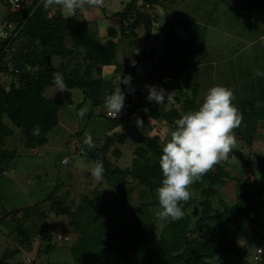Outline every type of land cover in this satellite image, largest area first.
I'll return each instance as SVG.
<instances>
[{"label":"trees","instance_id":"trees-1","mask_svg":"<svg viewBox=\"0 0 264 264\" xmlns=\"http://www.w3.org/2000/svg\"><path fill=\"white\" fill-rule=\"evenodd\" d=\"M161 1L128 0L123 10L117 13L120 27L108 26L105 36L100 37L86 20H79L76 16L66 19L60 8L45 10L42 0H25L24 7L15 12L10 10L5 0H0L4 6L0 17L15 21L21 27L13 42L12 70L6 64L0 65L1 77H12L7 86L0 78V172L7 169L16 155L15 149L2 148L3 139L13 133L11 125L20 129L22 145L34 149L47 142L49 132L58 124L62 98L45 93L47 88L55 86L53 74L57 72L62 74L67 85L63 91L65 102H72V91L78 90L81 95L78 105L87 103L91 106V113L94 107L105 105V97L115 90L118 76L135 75V78L131 76L134 91L129 92L125 85V108L122 112L115 118L107 109L99 113L108 121L109 131L140 112L148 90L146 95L140 94L135 82L155 78L157 89L174 92L171 103L166 101V97L162 105L153 102L140 117L142 127L135 123L145 144L162 154L161 135L150 136L145 132L153 129L159 132L162 125L174 128L181 115L177 106H181L184 112L196 110L203 100L201 90L204 85L198 71H210L214 64L206 61L205 28L193 21H181L188 35L184 40L171 26L177 20L165 11L164 18L172 17V23L165 31L177 48L172 57L177 77L173 85L160 80L157 62L148 54V46L153 25L158 20L152 10ZM232 4L237 18L255 30L258 25L254 16L258 12L264 15V0H237ZM247 26L245 35L249 37L251 32ZM261 31L264 34V29ZM124 41L134 53H130V59L121 65L118 45ZM258 57L262 58V55ZM76 58L79 60L75 61ZM56 59L59 63L53 65ZM175 60L178 63L174 65ZM132 61H135V66ZM249 62L256 66L255 72L250 69L251 64L238 72L232 70L238 67L229 60L233 67L226 70L229 77L222 78V85L234 92V103L243 116L242 126L234 130L236 140H251V131L264 124V66L258 59L255 64L253 60ZM146 64L150 71L146 70ZM106 66L114 70L110 79L102 75ZM226 71L221 70L220 73L223 75ZM258 71L262 75H257ZM216 72L219 76L218 69ZM36 127H39V135L33 134ZM122 141L118 129L92 139L81 152L93 163L102 161L104 178L92 191V197L83 195L75 209L64 210L78 233L77 242L69 248L71 261L68 264H106L112 256L111 264H218L232 256L242 264H248L247 256H243L251 248L260 249L261 254L255 260L257 264H264V156L256 155L258 164L252 171L253 177L224 171L222 162L225 164L226 161L215 165L190 186L191 198L183 203V218L160 220L153 211L159 207L156 194L162 180L159 163H143V147L138 145L133 149L130 166L119 167L111 161L108 153L119 158L121 150L118 144ZM245 165L251 166L247 161ZM227 182L232 185L230 196L219 192ZM105 184L108 190L113 189L118 194L115 199L104 193L102 186ZM134 194L136 198L133 200ZM10 211L0 210V216L16 219L13 230L17 232L19 245L12 251L4 250L0 256L2 261L18 253L20 245H30L36 237L43 238L42 228L32 229L24 225L26 209H17L15 215ZM19 212L21 215H17ZM236 238L243 240V249L236 245ZM54 246L48 245L45 250ZM183 247L182 253L175 254Z\"/></svg>","mask_w":264,"mask_h":264},{"label":"rangeland","instance_id":"rangeland-1","mask_svg":"<svg viewBox=\"0 0 264 264\" xmlns=\"http://www.w3.org/2000/svg\"><path fill=\"white\" fill-rule=\"evenodd\" d=\"M127 2L128 0H104V4L100 10L101 13L98 9L96 13L94 7L88 6L80 8L79 11L82 13L81 16L97 20L100 24L99 33L104 35L108 26L120 27L118 25V21H120L118 16L115 15L110 19L114 15L112 10L114 8L118 12L122 11ZM235 2L237 0H162L161 4L163 5L159 2L154 6L152 13L158 16V20L153 25L148 54L153 57L154 62H157V75H159L163 83L166 82L169 85H173L177 77L176 71L172 66V57L176 53L177 48L173 45L171 38L168 37L165 31L166 27H169L170 23H172V17L166 16L164 18L163 14L165 11L172 14L173 18L177 20L171 26L175 33L184 40L187 39L188 35L183 29L181 21H193L205 28L204 37L208 48L206 61L213 63L214 67L210 71H198V76L204 84L201 90L203 97L211 87L222 85V78L224 76L229 77L228 71L233 67L229 65V60H232L236 67H238L232 69L237 72L245 69L243 66L249 64L252 65L250 69L255 72L256 66L249 62V60H253L255 64L258 59L261 62L260 64L264 66V53H261V50L264 49V34L261 31L264 29V15L260 12L255 14L254 17L258 26L253 30L252 26H247L248 23L237 18L232 4ZM3 9L4 6L0 2V12ZM62 11L66 16V11ZM76 15L80 16L78 12ZM98 16L101 18H98ZM102 18H104V21L100 20ZM79 19L81 20V18ZM245 26L251 32L249 37L245 35L247 33ZM118 48L121 50L118 59L122 65L130 59L131 54L134 52L128 48L126 41L121 42ZM255 54L256 57L254 56ZM257 54L258 56L262 55V58H259ZM77 60L79 58H76L75 61ZM177 60H175L174 65L178 63ZM58 63L59 59L53 60V65H57ZM144 66H146L147 71L151 70L149 65L146 64ZM216 69L219 70V76ZM227 69L228 71H226ZM221 70H225L227 74L224 72L222 75L220 73ZM113 71V67H104L102 75L105 79H110L113 77ZM132 75L130 74V76ZM119 77L123 78L124 76L121 74L118 76V79ZM0 78L6 86L12 79L11 76L1 77V75ZM132 81L134 80H131V86L134 83ZM156 83L155 78L154 80L148 78L142 82H135V86L139 89L140 94L146 95V91L148 90L146 86H155ZM120 87L125 93V85L121 83ZM45 93L48 96L58 95L62 98V105L58 112L61 127H65L67 130L73 132L83 130L87 125L89 117L106 110L105 105L101 104L99 107H94V111L92 110L93 113H91V106H88L87 103L78 105L81 99L80 91L78 90L72 91L73 100L69 103L65 102L63 92L57 91L56 86L47 88ZM133 100H136V98H133ZM152 105L153 102H149L146 98L139 110L140 112L131 116L129 114L128 121H125L119 127L120 137L123 140L118 144L121 156L115 158L110 152L108 153L111 161L119 167L125 168L130 166L133 149L138 145H142L143 147L141 153V161L143 163L148 165L159 163L161 155L156 150L151 149L149 144H145V140L142 139L143 136L140 135L138 128L135 126L136 118L144 115ZM177 107L180 114L185 113L181 110V106ZM6 122L9 123L7 119ZM11 129L13 133L10 137L3 139L4 145L2 148L8 150L15 149L16 155L13 161L8 164L7 169L0 172V210H11L10 212L15 215L17 209H26L27 217L23 220L24 225L30 228H42L43 238L36 237L30 245H20L18 253L10 256L5 261L0 260V264H47L49 262L53 264H68L71 261L69 248L77 242L78 233L64 210L66 208L75 209L80 202L81 196L88 195L92 197V191L96 187H99V181L92 176V169L95 163L87 160L80 151L72 153L68 147L66 148L67 144H63V141L68 137V133L66 130H62L60 126L53 129V136L50 140V143L59 146L46 153H43L44 150L40 148H25L22 145L23 135L20 129L12 125ZM145 133H148L150 136L159 133L162 145L166 139L170 138L168 136V128L165 125H162L159 132L153 129ZM251 135L253 137L251 140H245V138L237 140L235 148L229 155L226 163L222 162V166L226 169L224 171H231L236 176L253 177L252 171L258 164L256 155L264 156V124L255 129L254 132L251 131ZM61 146L63 147L59 149ZM64 158L66 159L65 163L62 162ZM245 161L249 162L251 166L247 167ZM102 187L104 193L109 198L115 199L118 195L113 189L108 190L109 187L106 184ZM231 187V183L227 182L219 192L230 196L232 192ZM135 198L134 194L133 200ZM262 213L264 216V210ZM17 215H21V212ZM16 217L19 218L20 216ZM16 224V219L2 218V215L0 216V256L4 250L12 251L18 247L17 232L13 230ZM53 244L55 245L53 249L45 250L46 246ZM236 245L240 249H243V240L236 238ZM260 254L259 251L251 248L247 250L243 257L247 256L248 264H257L255 258H258ZM218 264L242 263L237 257L232 256L229 259L220 260Z\"/></svg>","mask_w":264,"mask_h":264},{"label":"clouds","instance_id":"clouds-1","mask_svg":"<svg viewBox=\"0 0 264 264\" xmlns=\"http://www.w3.org/2000/svg\"><path fill=\"white\" fill-rule=\"evenodd\" d=\"M45 10L60 8L65 10L66 19L75 16L84 6L102 7L104 0H42ZM0 38H7V33L0 30ZM135 66V61H132ZM257 75H262L259 71ZM131 76L119 77L115 90L105 97L106 109L117 117L125 108V93L120 84L134 89L130 85ZM53 83L57 91L63 92L67 85L60 73L53 74ZM148 88L147 100L157 104L174 100V92ZM234 92L223 85L211 87L199 107L181 113L175 121L174 128L168 129V136L161 148L159 167L162 173L160 186L156 189L159 207L154 214L160 220L176 221L183 218V203L191 198L190 186L199 181L203 175L211 171L215 165L226 161L237 143L234 130L238 128L243 116L234 103ZM135 123L142 127V120L137 117ZM39 127L33 129L39 135ZM102 161H96L92 176L101 181L104 178Z\"/></svg>","mask_w":264,"mask_h":264},{"label":"crops","instance_id":"crops-1","mask_svg":"<svg viewBox=\"0 0 264 264\" xmlns=\"http://www.w3.org/2000/svg\"><path fill=\"white\" fill-rule=\"evenodd\" d=\"M32 1V0H31ZM30 1V2H31ZM41 1V0H40ZM123 5V3H122ZM53 9V8H52ZM95 11L98 9L99 12L100 10L102 9V7H94ZM110 9V8H109ZM62 14L64 15L62 9H60ZM117 10V9H116ZM114 8H113V13L114 15L110 18L112 19L115 15L119 17V15L117 14L118 11H116ZM78 13L80 14V16L77 17V19L81 18V20H86L88 23H89V26L92 30L94 31H97L98 35L100 37H104L106 33H104V35H101L99 32H100V24L98 23L97 20H92V18L89 17H84V16H81L82 13H80V11L78 10ZM97 13V11H96ZM101 13V12H100ZM98 15V14H97ZM65 16V15H64ZM66 17V16H65ZM98 18H101L100 16H98ZM97 18V19H98ZM108 19V18H107ZM106 19V20H107ZM120 19V17L118 18ZM80 20V19H79ZM100 20H103L104 21V18L100 19ZM112 21V20H111ZM118 25H121V21H118ZM98 25V26H97ZM103 26V24H101ZM98 29V30H97ZM106 29V28H105ZM106 31V30H105ZM109 67V66H108ZM107 68V66L105 67ZM134 76V75H133ZM88 105V104H87ZM89 106V105H88ZM102 113V112H101ZM122 125V124H121ZM57 126H60V128L63 130L64 128H62L61 126V122H60V119L58 117V124L53 128L55 129ZM120 127V126H119ZM119 127H117L116 129L112 130V131H109V126H108V121L102 117V116H99V114H95L91 117L88 118L87 120V125L85 126V128H83V130H80V131H71V130H67V128H65L64 130H66V132L68 133V137L63 141V144L65 143V145L67 144L66 148L68 147V149L72 152V153H75L76 151H80L82 152L84 150V147L85 145L92 141V139H97L99 137H102L103 135L105 134H111L113 131L115 130H118ZM53 129L49 132L48 134V138H47V142L42 145V146H39L37 147L36 149H41V150H44L43 153H46V152H49V150L53 149V148H56L58 146H55L54 143H50V140L52 139V136H53ZM72 138H71V137ZM63 146H61L59 149H61ZM75 171V170H74Z\"/></svg>","mask_w":264,"mask_h":264},{"label":"built area","instance_id":"built-area-1","mask_svg":"<svg viewBox=\"0 0 264 264\" xmlns=\"http://www.w3.org/2000/svg\"><path fill=\"white\" fill-rule=\"evenodd\" d=\"M8 6L10 7V10L15 12L24 7V1L25 0H5ZM28 1V0H26ZM21 27H18L17 22L9 20L7 18L2 19L0 17V30L7 33V38H0V46L1 44H4L0 47V65L6 64L9 66V70L11 71V65L13 60V42L16 38L17 34L19 33ZM16 71V70H15ZM111 116H113L110 113ZM66 159L64 158L62 160L63 163H65ZM260 253V249H257Z\"/></svg>","mask_w":264,"mask_h":264},{"label":"water","instance_id":"water-1","mask_svg":"<svg viewBox=\"0 0 264 264\" xmlns=\"http://www.w3.org/2000/svg\"><path fill=\"white\" fill-rule=\"evenodd\" d=\"M86 52L84 51V54H85ZM184 248L185 247H183L179 252H177V253H175V254H179V253H182L183 252V250H184ZM113 258H114V256H112L111 258H110V260L106 263V264H111V262H112V260H113Z\"/></svg>","mask_w":264,"mask_h":264}]
</instances>
